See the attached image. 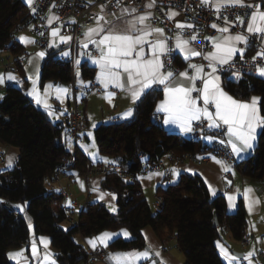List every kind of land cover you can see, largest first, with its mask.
<instances>
[{
  "label": "trees",
  "instance_id": "trees-1",
  "mask_svg": "<svg viewBox=\"0 0 264 264\" xmlns=\"http://www.w3.org/2000/svg\"><path fill=\"white\" fill-rule=\"evenodd\" d=\"M30 6L24 0H0V49L9 47L15 56L24 48L15 40V29L27 22ZM58 53L44 60L41 84L50 81L69 84L72 70L68 63L56 58ZM175 63L181 66L176 57ZM23 67L19 72L24 76ZM84 78H94L93 67L82 66ZM223 85L240 100L261 97L264 115V77L244 74L236 79L224 75ZM26 80V79H25ZM147 91L137 102L130 119L103 123L95 129V138L101 155L121 159L130 173L143 170L154 160L170 152L206 151L203 140L181 138L167 132L155 120V108L163 96L160 87ZM65 126L53 122L16 86L7 89L0 101V142L20 149V157L12 170L0 174V264H16L8 258V251L27 244L32 235H48L58 252L62 264H81L88 260V250L75 237L94 236L104 230L127 228L131 240L116 239L110 244L113 250L143 249L146 241L142 231L146 227L164 238L177 236L178 246L186 258L185 264H226L217 249L227 229L232 237L241 241L246 233L247 208L241 198L237 210L229 213L223 195L213 196L198 175L182 174L180 180L166 187L160 186L157 194L165 200L164 209L154 212L142 186L137 180L113 172L105 175L103 186L118 195V210L111 212L100 202L89 204L79 216L80 224L67 230L62 224L69 220L63 206L64 195L50 187L48 181L69 161L81 171L88 166L87 158L78 153L74 164L72 153L64 143ZM245 176L260 182L264 178V129L261 130L254 153L238 164ZM27 204L24 210L17 207ZM217 215L219 226L214 225Z\"/></svg>",
  "mask_w": 264,
  "mask_h": 264
},
{
  "label": "snow or ice",
  "instance_id": "snow-or-ice-1",
  "mask_svg": "<svg viewBox=\"0 0 264 264\" xmlns=\"http://www.w3.org/2000/svg\"><path fill=\"white\" fill-rule=\"evenodd\" d=\"M33 2L34 0H26L29 6ZM155 2L156 0H148L144 7L151 9L155 7ZM89 3H91V0H89ZM201 6L214 9L218 18H221L220 13L226 7H247L251 9L250 13L237 14L235 17V22H238V26L245 28V31L232 33L230 27H221L213 23L211 27L217 29L221 36L206 37L205 39L213 41L214 50L202 53L190 46L193 41H197V35H192L190 40L183 37V29L185 27L192 28L194 27L193 25H185L178 22L175 28L181 31L177 32L174 37H168L165 35L164 29L154 27L148 23L151 19L150 12L137 15L138 10L132 8L122 9V13L130 17L126 21L125 28L117 29L103 15H100L96 21V26L88 28L84 32V40L79 41V43L85 49L88 48L89 44H92L98 50L99 55L96 57H93L90 53H85V55L88 56L94 65H98L99 73L96 79L105 89L109 85H113L124 90L128 93L131 101L135 103L146 93V90H155L153 85L163 86L164 98L157 105L156 112L164 114L163 123L165 125H175L183 133H191L194 130V122H199V124L203 125L200 128V132L204 140L208 143H213L219 136H226V140L219 139L218 142L221 145L230 147L231 153L240 158L243 154L254 150L253 142L256 140L257 128L264 129V115H261L259 106L260 98L254 96L248 102L233 98L221 86L220 76L217 73L218 70H224V65L231 67V61L237 53L243 58L244 51L250 43V36L258 38L261 44L264 45V9H262L260 4L246 3L245 0H201ZM103 7L101 6L102 11ZM32 11L35 14L36 9L33 8ZM177 15L178 13L175 11L168 13L169 19H173ZM59 19L58 16L53 14L49 17L48 23L51 25L53 21ZM223 19L226 25L234 23L233 21H228L227 17H223ZM101 21L104 23H101ZM72 23H75V21H72ZM105 24L109 26L105 27ZM51 35L53 38L58 37L59 43L62 44H67L72 40L71 36L60 35L59 28L52 29ZM94 37H99V39ZM150 37L155 38L150 40ZM17 39L24 43H34L33 40L24 36ZM170 39L175 40V49L183 53L185 60L190 61L192 57L200 56L208 61L206 67L210 71L205 72V65L203 64H192L189 62V68L193 70V75L189 76L187 71L175 73L171 67V60L166 59L170 57L171 52L174 50L169 47L168 41ZM145 45L151 50L150 56L146 54ZM53 46H58L55 39L48 45V47ZM62 54L64 56L70 55L69 52H63ZM44 55L43 51L37 54L39 58H43ZM257 56H264V47L257 53ZM256 59L257 57L254 56L253 60ZM29 63H31V60ZM76 63L78 65L79 60ZM256 71L260 76L264 77V66H257ZM34 72L35 78L33 76L28 77L32 80L33 88L27 94L34 96L38 105L43 103L50 116L59 119L55 110H52L51 106L46 103V99L41 98L35 87L39 68L36 67ZM77 75L79 76V72H77ZM177 75L184 79L181 81L174 80L173 77ZM4 79V75L0 74V83H3ZM7 79L15 81L17 84L20 83L11 73L7 74ZM197 80L201 82L202 87L197 88ZM80 83L83 85L84 81L81 80ZM53 87L60 94H66L69 91L59 85H48V89ZM194 92L198 93L195 97L193 96ZM114 95L115 93L108 94L107 98L110 103ZM46 96L47 92L45 93ZM201 100L202 105L199 103ZM210 106L212 107L211 111ZM132 114L133 109L129 108L122 113V117H130ZM205 129L213 134L204 135ZM92 155L95 157L96 153H92ZM211 158L216 163L221 164L225 172L231 171L229 166L223 161L217 160L214 156ZM13 159L9 158V166L12 165ZM173 172L175 173L176 170H173ZM232 174L234 175L235 173L233 172ZM154 175L163 176L164 173H150L148 179H151ZM228 183L231 184V181ZM209 189L211 194L215 196L216 191L212 189L211 185H209ZM236 192L239 193V189ZM226 195L229 209L235 208L236 195ZM242 196L251 214L260 203L258 197L255 196V190L250 187L246 188ZM101 198L103 197L101 196ZM17 207H21L22 210V206L18 205ZM122 233L125 237L130 235L127 230H122ZM117 235H120V233L105 232L94 238V240H89V243L95 247L96 241H98L107 247L108 241ZM40 240L47 248V238L41 237ZM217 244L220 254L227 261V264H234V262H238L241 259L247 261V264H253L252 258L256 255L255 249L243 257H239L230 253L219 242ZM32 249L35 256V239L32 241ZM150 249L151 245L149 244L143 251L110 254L109 260L114 262V264H138L142 260H148L151 261V264H156V261L152 259ZM23 252L24 250L22 249L19 252L9 253L8 255L12 259H18L23 257ZM155 256H160V253L155 252ZM43 262L44 264H56L51 255L47 253L43 256Z\"/></svg>",
  "mask_w": 264,
  "mask_h": 264
},
{
  "label": "crops",
  "instance_id": "crops-1",
  "mask_svg": "<svg viewBox=\"0 0 264 264\" xmlns=\"http://www.w3.org/2000/svg\"><path fill=\"white\" fill-rule=\"evenodd\" d=\"M26 2V0H24ZM246 3L251 4H260L262 9H264V0H245ZM124 9H132L131 7H126ZM175 11V10H170ZM169 11V12H170ZM145 12L151 13L152 18V12L151 9H147L144 12H137L136 14H143ZM176 12V11H175ZM53 15V14H52ZM51 15V16H52ZM107 21H110L112 26L116 27L117 29H123L126 27V21L130 19V17L126 14L122 13V10L115 12V13H109L103 15ZM119 18V19H118ZM101 23H104L101 21ZM148 23H151V19L148 21ZM218 25V24H217ZM96 23L92 26L86 27L83 30V35L80 39V41L84 40V32L87 31L90 27H95ZM109 25L105 24V27H108ZM153 26V25H152ZM218 26H228V25H218ZM157 28H162V26H154ZM229 27V26H228ZM54 28H59L58 26H55ZM52 28V29H54ZM52 29L50 31V37H49V43L53 41V39L56 40V44L58 46H53L51 49L54 48H60L63 47L60 52H58L59 55L64 56L63 52H69L70 55L72 53L71 48L68 46L66 47V44L59 43L58 37L53 38L51 35ZM232 33H236L231 31ZM165 35L167 36L165 30ZM61 35V30H60ZM28 37L31 40L34 41V43H24L19 41L18 37ZM221 33L214 29V34L212 37H220ZM96 39H99V37H94ZM155 37H150L149 39L152 40ZM15 40L18 41L24 48V53L29 54L28 62L23 66V73L24 76L21 75L19 71H14L12 69L8 70L3 66V61L6 63L13 62L15 60V54L12 53L9 47H4L3 49H0V74L4 75L5 79L3 83H0V101L4 98L7 89L11 86L20 87L27 96L32 100V102L41 110H43L47 115L50 117V119L55 123H61L65 126L64 129V143L66 145V148L69 152H77L82 155H84L88 162L92 163H122L121 159L114 158L111 156H105L101 155L98 149V145L95 138V129L103 124V123H110V122H116V120H126L130 119L134 115V109L139 100H137L135 103L131 101V99L128 96V93L124 90H121L119 88H116L113 85H109L107 89L103 87V85L96 79L98 73H99V67L98 65H94L88 58L85 53H90L93 57H96L99 55L98 50L95 48L94 45L89 44L88 48L85 49L81 43H79V48L77 51V60H79V64L76 63V82L77 84L82 88V91L79 93V100L82 103V108L85 113V116L87 118V129L82 133L81 138L78 143L73 142L71 139L69 132H68V124H67V115L69 113L70 106L72 105V96H73V90L71 87V84L62 83V82H55L50 81L45 84H41V70L44 63L45 58H39L37 56L38 53H40L42 50L38 46L36 42V38L33 34L29 32H23L15 35ZM186 39V38H184ZM69 43V42H68ZM67 43V44H68ZM168 44L170 46V41H168ZM174 44V53L176 57H178L181 60V66L178 70H174L175 73L184 72L187 71L189 76L193 75V70L189 68V62L192 64H196L194 60L197 57H192L190 61L185 60L183 53H181L178 49H175V40L173 39ZM191 47H194L191 43ZM213 41L211 40V46L209 48V51H213ZM145 51L148 56L151 55V50L148 48L147 45H145ZM206 52V53H207ZM257 50L254 47L253 44L249 43V46L245 49L243 55H254L257 54ZM22 55V54H21ZM68 55V56H70ZM240 55L237 53L235 56ZM234 56V57H235ZM31 60V63L29 61ZM76 60V61H77ZM84 64H87L88 66H91L95 70L94 78H84L82 75V66ZM38 67L39 68V75L38 79L36 81V89L41 96L42 99H46V103L51 106L52 110H55L56 115L59 116V119H55L53 116H50L48 114V110L45 109L43 106V103L38 105L36 103V100L34 96L28 95L27 93L32 90L33 83L32 80H30L28 77L33 76L35 78V72L34 69ZM205 72L210 71L209 68L205 66ZM77 72H79V76L77 75ZM11 73L13 74L20 83L17 84L15 81H9L7 79V74ZM220 76V82L221 86L224 88L226 92H228L229 95L233 96L229 91H227L223 85V77L217 73ZM256 76H260L258 73ZM262 77V76H260ZM263 78V77H262ZM26 79V80H25ZM174 80L181 81L184 78L174 76ZM84 81V84L81 85L80 81ZM96 82L99 87L95 88L93 90H88L87 87L91 84V82ZM59 85L63 88H67L69 91L66 94H60L58 93L57 89L53 87L52 89H48V85ZM197 88L202 87V84L199 80L196 82ZM157 87L156 85H153V88ZM162 88L163 86H158ZM149 90H146V92ZM47 92V96L45 97V93ZM109 93H115L114 96L111 98V103L109 102V99L107 98ZM198 93L194 92L193 96H197ZM59 97V98H58ZM254 97V96H253ZM255 97L260 98V109H261V97L255 95ZM164 98V95L162 98L158 101L157 105L160 103V101ZM233 98H236L233 96ZM63 100V102H61ZM240 100V99H238ZM248 102L250 100H241ZM199 103L202 105V100L199 101ZM156 105V107H157ZM132 108L133 114L130 117L123 118L122 113H124L127 109ZM212 110V107L210 106V111ZM155 114L161 117V125L162 127L169 133H174L180 136L181 138H192V132L191 133H183L177 126L175 125H165L163 123L164 114L163 113H157L155 108ZM262 115V110H261ZM195 123V122H194ZM95 125V127H93ZM226 127V126H225ZM262 128H257L256 131V140L254 143V150H250L249 152L242 155V157L237 158L234 154H232L233 159V165H230L226 162L231 169L229 172H225L223 170V167L221 164H218L213 160L211 157H215L217 160L222 161L217 155L212 154L211 151L206 150L202 153V157H206L207 161L197 162V161H185L183 163H180L178 165L171 164L170 159L165 158L166 167L156 170L150 173L160 172L164 173L163 176H152L151 179H148V176L150 173H143L136 177L135 180H137L140 185L142 186V189L145 193V197L148 200L150 206H153L155 202V196L157 195V190L160 186L166 187L168 185H172L177 183L182 174H188V175H198L200 176L203 181L207 184L208 188L209 185L212 186V189L216 191V195H223L225 196L227 200V195H236V207L233 209H229L228 207V200H227V209L229 213H234L237 210L239 200L242 198V193L246 188H252L255 190V196L258 197L260 203L258 206H256L255 210L250 214L247 208V225H246V232L250 235V243L247 246H243L240 241L235 240L229 230L224 229L222 239L217 241L219 244L223 245L225 248L228 249V251L232 254L235 252H239L240 254H243V256L255 249L256 255L252 258L253 264H264V261L259 258V254L264 253V185L262 183V180L260 182H257L253 180L252 178L245 176L240 168L238 167V164L245 159H247L249 156H251L258 143V137L261 132ZM91 133V135H89ZM205 135H211V132L207 130ZM219 139H227L226 136H219L217 140L213 143L220 144L218 141ZM203 142L205 144H212L208 143L206 140L203 139ZM230 148V147H229ZM92 153H96L95 157H93ZM14 158L12 165L9 166V158ZM20 157V149L14 145L5 144L3 142H0V174L12 170L18 159ZM107 161V162H106ZM62 173L59 176V179L49 180L48 187L58 191V192H65L66 195L64 196V202L63 206L65 210L69 213L74 215L76 218H79L80 213L89 205L94 202H100L101 204L105 205L111 212H116L118 210V195L106 189L103 186V181L105 179V176L101 174H95L92 175L90 178H86L85 171H81L77 168H74L70 165L69 161H67L62 168ZM173 170H176L174 173ZM235 173L234 175L232 173ZM170 174V175H169ZM228 176V177H227ZM225 181H231V184L228 183V185L225 184ZM239 189V193L236 192V190ZM210 190V189H209ZM211 192V191H210ZM101 196L103 198H101ZM244 200V199H243ZM245 202V201H244ZM27 204H19V206H22V210L26 208ZM246 205V202H245ZM21 209V207H19ZM73 224L72 221H67L62 224V227L64 229L70 228ZM122 230H127V232L130 234L128 237H125L122 233ZM120 233V235L113 236L111 240L108 241V246L106 247L108 249V255L104 262H97V261H90L87 260L85 262H82L81 264H114V262H110L109 256L110 254L115 253H129V252H136V251H143L145 250L148 245H151L150 251L152 252V259L156 261V264H185L186 258L184 253L181 251V249L178 246L177 242V236L175 234H168L164 238H160L159 235L153 230L152 227H146L143 229L142 234L147 239L146 241V247L143 249H128V250H113L110 248V244H112L113 241H115L118 238L124 239V240H131L133 238L132 233L125 227L120 228L118 230H104L101 233L94 235V236H83V235H77L75 237V240L83 245L88 251L92 248H98V247H105L103 244L96 241V246L93 247L92 244L89 243V240H94V238L99 237L102 233ZM45 237L47 238L48 245L47 248H45L44 244L41 243L40 238ZM35 239L36 243V255H33V249H32V241ZM217 245L218 252L220 254V249ZM24 250L23 257H20L18 259H12L8 258L16 263V264H44L43 262V256L47 253L50 254L51 257L55 260L56 264H62L59 261L58 258V252L54 249L52 245L51 237L48 235H36L34 232V229L32 227V235L30 241L19 248H13L8 251L9 253L19 252L21 250ZM155 252H159L160 256H155ZM235 255V254H234ZM221 256V254H220ZM237 256V255H236ZM241 256V257H243ZM222 257V256H221ZM26 258V259H25ZM223 259V258H222ZM223 261L227 264V261L223 259ZM247 263V261H246ZM138 264H151V261L148 260H142L139 261ZM234 264H244V260L241 259L238 262H234Z\"/></svg>",
  "mask_w": 264,
  "mask_h": 264
},
{
  "label": "built area",
  "instance_id": "built-area-1",
  "mask_svg": "<svg viewBox=\"0 0 264 264\" xmlns=\"http://www.w3.org/2000/svg\"><path fill=\"white\" fill-rule=\"evenodd\" d=\"M148 3V0H34L33 4L30 6V17L27 22L19 25L15 29V35L23 32H29L33 34L36 38V42L40 49L45 53L44 58L49 59L54 53L51 47H48L50 31L55 26L60 27L61 35L71 36L72 40L69 41V47L71 48L70 56H62L57 54L56 58L62 62L68 63L72 70V80L70 82L73 96L72 105L70 106L69 113L67 115L68 132L73 140V142L78 143L82 133L87 129V118L82 108V103L79 100V93L82 88L76 82V60L77 51L79 48V41L83 35V30L86 27L92 26L96 23L100 15L115 13L126 7L135 8L137 12H144L147 8L144 5ZM103 7V11L101 10ZM35 8V14L32 9ZM170 10H175L178 15L173 19H169L168 13ZM152 18L151 23L153 26H162L168 37H174L180 29H176V23H183L185 25H193L194 27L183 29V37L186 39L191 38L192 35H197V41H193L192 44L197 51L206 53L210 46L211 40L205 39L206 37H212L214 34V29L211 27L213 23L218 25H224L225 20L223 17H227L228 21H233L234 23L229 24L230 30L233 32L245 31V28L238 26V22H235V17L237 14L243 15L244 13H250L251 9L244 7H226L220 13L218 18L214 9L210 7H202L201 0H156L155 7L151 8ZM54 14L60 19L53 21L49 25V17ZM247 20V18H246ZM75 21V23H72ZM226 25V24H225ZM43 33V35H41ZM170 48L174 49L173 39H170ZM250 43L254 45L257 52L261 50L264 45L261 44L260 40L256 37L250 36ZM256 56L257 59L253 60ZM28 53H23L15 57V60L11 63H6L3 61V66L10 70L19 71V66H25L29 59ZM166 59L171 60V67L178 70L179 67L175 63L176 55L174 50L171 52L170 57ZM194 62L196 64L207 65L208 61L204 60L202 57L198 56ZM257 66H264V56L254 55H237L231 61V67L224 65L223 71L218 73L221 76L236 74L238 77L244 74H254ZM99 85L92 81L87 87L88 90H93L98 88ZM155 120L157 123H161V117L156 115ZM119 120H116L118 122ZM203 127L199 122L193 124L192 138L194 140H203L200 132V128ZM207 132L205 129L204 135ZM213 134V133H211ZM206 150L212 152V154L217 155L222 161L233 165L232 153L228 146L221 145L217 143L206 144ZM204 152V151H203ZM198 152H185L183 154H177L175 152L168 153L165 157L154 160L147 163L143 170L130 173L128 167L123 163H92L89 162L87 169L85 171L86 178H90L92 175L101 174L103 176L117 172L121 176H125L130 180H135L137 176L143 173H150L156 170H160L166 167L165 158L170 159L171 164L178 165L185 161H207L206 157H202V153ZM78 153L73 152L71 156L72 164L75 163ZM62 170H59L56 174V179H59ZM170 175V174H169ZM228 177V176H227ZM264 185V178L262 179ZM228 185V181H225ZM64 196L65 192L62 193ZM165 200L163 196L156 195L155 202L152 206L154 212H161L164 209ZM69 221H72L74 225H79L80 220L74 215L69 214ZM243 246H247L250 243V235L246 232L242 237L241 241ZM108 255V249L106 247L92 248L88 251V260L104 262ZM259 258L264 261V253L259 254ZM244 264H247L244 261Z\"/></svg>",
  "mask_w": 264,
  "mask_h": 264
},
{
  "label": "water",
  "instance_id": "water-1",
  "mask_svg": "<svg viewBox=\"0 0 264 264\" xmlns=\"http://www.w3.org/2000/svg\"><path fill=\"white\" fill-rule=\"evenodd\" d=\"M69 45H70L69 43L66 44V47H68ZM62 48H63V47H60V48H54V49L52 50V52H53L54 54H56V53L60 52V51L62 50ZM214 225H215L216 227L219 226V221H218V217H217V215L215 216V222H214ZM234 254L237 255V256H239V257L243 256V254H240L239 252H235V251H234Z\"/></svg>",
  "mask_w": 264,
  "mask_h": 264
},
{
  "label": "rangeland",
  "instance_id": "rangeland-1",
  "mask_svg": "<svg viewBox=\"0 0 264 264\" xmlns=\"http://www.w3.org/2000/svg\"><path fill=\"white\" fill-rule=\"evenodd\" d=\"M234 76H235V78H234ZM233 79H236L238 76L236 75V74H232V76H231Z\"/></svg>",
  "mask_w": 264,
  "mask_h": 264
}]
</instances>
